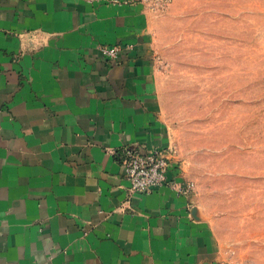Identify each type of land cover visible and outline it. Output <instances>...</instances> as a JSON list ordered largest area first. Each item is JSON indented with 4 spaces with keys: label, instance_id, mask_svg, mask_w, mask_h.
Here are the masks:
<instances>
[{
    "label": "crops",
    "instance_id": "crops-1",
    "mask_svg": "<svg viewBox=\"0 0 264 264\" xmlns=\"http://www.w3.org/2000/svg\"><path fill=\"white\" fill-rule=\"evenodd\" d=\"M146 16L127 0H0V264H224L192 194L130 192L124 148L166 142ZM115 44L111 61L100 46Z\"/></svg>",
    "mask_w": 264,
    "mask_h": 264
},
{
    "label": "rangeland",
    "instance_id": "rangeland-1",
    "mask_svg": "<svg viewBox=\"0 0 264 264\" xmlns=\"http://www.w3.org/2000/svg\"><path fill=\"white\" fill-rule=\"evenodd\" d=\"M127 1L147 14L161 146L194 183L193 219L224 264H264V0Z\"/></svg>",
    "mask_w": 264,
    "mask_h": 264
},
{
    "label": "built area",
    "instance_id": "built-area-1",
    "mask_svg": "<svg viewBox=\"0 0 264 264\" xmlns=\"http://www.w3.org/2000/svg\"><path fill=\"white\" fill-rule=\"evenodd\" d=\"M132 47L133 45L126 46ZM123 48L121 44L100 46L104 57L111 61L118 59ZM121 162L130 181L131 193H148L162 186H169L186 195H190L194 190L193 182L169 178L171 161L163 149L144 151L138 144L128 146L121 153Z\"/></svg>",
    "mask_w": 264,
    "mask_h": 264
}]
</instances>
